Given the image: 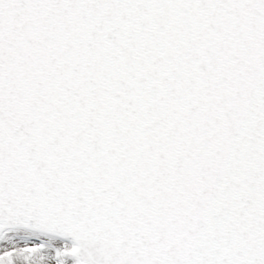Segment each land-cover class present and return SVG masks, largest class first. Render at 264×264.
Masks as SVG:
<instances>
[{
	"label": "snow or ice",
	"instance_id": "obj_1",
	"mask_svg": "<svg viewBox=\"0 0 264 264\" xmlns=\"http://www.w3.org/2000/svg\"><path fill=\"white\" fill-rule=\"evenodd\" d=\"M0 264H264V0H0Z\"/></svg>",
	"mask_w": 264,
	"mask_h": 264
}]
</instances>
